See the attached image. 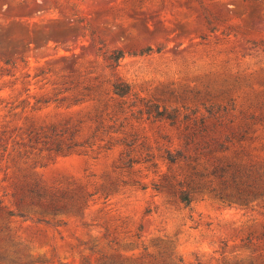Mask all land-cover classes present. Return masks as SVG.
Listing matches in <instances>:
<instances>
[{
    "label": "rangeland",
    "instance_id": "374dc122",
    "mask_svg": "<svg viewBox=\"0 0 264 264\" xmlns=\"http://www.w3.org/2000/svg\"><path fill=\"white\" fill-rule=\"evenodd\" d=\"M215 117L223 124L201 130ZM200 134L234 136L216 155L264 158V0H0L7 256L97 264L102 252H170L175 264H264V196L227 204L195 190L185 205L175 194L213 155L199 154ZM28 190L64 209L8 214Z\"/></svg>",
    "mask_w": 264,
    "mask_h": 264
},
{
    "label": "trees",
    "instance_id": "16d2710c",
    "mask_svg": "<svg viewBox=\"0 0 264 264\" xmlns=\"http://www.w3.org/2000/svg\"><path fill=\"white\" fill-rule=\"evenodd\" d=\"M105 58H112L117 61L123 55L121 50H112L111 53L104 51ZM7 62V58L4 59ZM129 90L126 82H114L113 91L119 95H124ZM232 122V121H229ZM223 124L219 117L213 119L202 118L199 126L201 130H215L217 126ZM253 122H245L244 125L250 128ZM234 138L232 135L221 137L214 134L199 135V154L208 152L212 157L199 161V179L195 182L183 179L175 183V194L178 200L185 205L192 201V192L199 190L201 195L218 199L227 204L237 203L248 205L252 200L264 196V158L260 160L247 159L242 163L238 154L231 157L216 155V151H223L228 148L225 143ZM193 138H186L185 142H192ZM241 139V137H239ZM171 159H173L171 157ZM42 194L37 191H27L15 197L13 204L15 210L9 209L8 214L25 216L22 207H38L40 212L55 214L64 209V206L53 201H45ZM42 219V218H40ZM43 220V219H42ZM50 222L49 220H44ZM58 223L62 221H56ZM62 223H65L63 221ZM148 257V258H147ZM148 260H147V259ZM0 264H33L29 259H23L18 250H11L10 255H6L0 247ZM97 264H175L170 252L152 254L146 253L138 257H126L119 252H102L99 254Z\"/></svg>",
    "mask_w": 264,
    "mask_h": 264
}]
</instances>
